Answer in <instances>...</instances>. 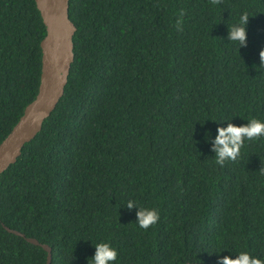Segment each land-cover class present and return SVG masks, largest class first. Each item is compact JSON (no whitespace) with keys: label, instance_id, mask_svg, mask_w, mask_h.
I'll list each match as a JSON object with an SVG mask.
<instances>
[{"label":"trees","instance_id":"1","mask_svg":"<svg viewBox=\"0 0 264 264\" xmlns=\"http://www.w3.org/2000/svg\"><path fill=\"white\" fill-rule=\"evenodd\" d=\"M69 18L64 94L0 174V264L47 261L4 227L50 264H87L101 241L117 264L264 259V139L221 167L204 135L264 120V0H69ZM45 35L35 0H0V143L38 93ZM129 199L159 221L140 228Z\"/></svg>","mask_w":264,"mask_h":264},{"label":"water","instance_id":"2","mask_svg":"<svg viewBox=\"0 0 264 264\" xmlns=\"http://www.w3.org/2000/svg\"><path fill=\"white\" fill-rule=\"evenodd\" d=\"M35 3L46 30L40 43L42 56L38 93L0 143V174L15 164L22 148L41 131L42 124L64 94L74 61L73 37L76 28L69 18V0H35ZM4 229L34 246H40L47 254L46 264L51 263V249L47 245L7 227Z\"/></svg>","mask_w":264,"mask_h":264},{"label":"clouds","instance_id":"3","mask_svg":"<svg viewBox=\"0 0 264 264\" xmlns=\"http://www.w3.org/2000/svg\"><path fill=\"white\" fill-rule=\"evenodd\" d=\"M218 0H213V3H217ZM248 13L242 12L237 21L228 27V43L235 42L238 44V48L245 47L247 45V24L249 20ZM180 21H177L179 24ZM260 65L259 69L264 70V50L260 51ZM232 121V120H231ZM231 121L225 119L221 123H217V135L214 139L211 137L210 131L205 132V141L211 144V151L214 153L215 163L224 166L226 161H235L240 155L241 149L244 147L247 141H254L264 139V120L256 117L247 119V123L237 126ZM227 126H221L225 124ZM125 206L131 210L135 208L137 210L136 223L137 225L147 230L150 226L156 224L159 219L158 209L152 207L141 206L135 200L129 199ZM95 252L88 258L87 264H117L118 261V249L110 241H101L94 245ZM220 251L217 254L218 264H264V259L254 256L249 251H239L232 253L228 251L230 255L221 256ZM234 255L235 258H232Z\"/></svg>","mask_w":264,"mask_h":264}]
</instances>
